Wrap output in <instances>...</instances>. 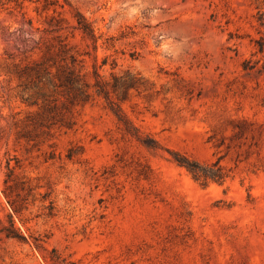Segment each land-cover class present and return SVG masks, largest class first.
Listing matches in <instances>:
<instances>
[{
  "label": "rangeland",
  "instance_id": "1",
  "mask_svg": "<svg viewBox=\"0 0 264 264\" xmlns=\"http://www.w3.org/2000/svg\"><path fill=\"white\" fill-rule=\"evenodd\" d=\"M69 1L0 5V264H52V249L79 264H264V169L253 171L264 157L257 0ZM59 41L78 51L89 81L95 69L143 76L121 104L159 147L126 132L98 95L75 108L72 127H35L12 71ZM240 120L247 137L234 134ZM170 149L202 162L227 154L233 177L203 186ZM8 178L33 187L21 190L20 212ZM11 214L27 240L2 230Z\"/></svg>",
  "mask_w": 264,
  "mask_h": 264
},
{
  "label": "trees",
  "instance_id": "2",
  "mask_svg": "<svg viewBox=\"0 0 264 264\" xmlns=\"http://www.w3.org/2000/svg\"><path fill=\"white\" fill-rule=\"evenodd\" d=\"M26 2L42 3L45 8L70 5L69 0H0V5H12L23 10ZM264 0H257L256 6L259 11L258 20L264 22ZM77 23L80 29L95 42L97 37L92 24L81 13H76ZM262 49V43L259 42ZM82 59L78 51H75L65 41H59L54 47H48L40 59L28 61L16 65L12 71L20 80V99L23 103L35 110L29 115L32 123L43 127L47 132L53 127H72L74 124V111L79 105H84L93 99L94 95L103 97L111 110L117 116L124 130L136 137L141 143L150 148L159 147L158 140L148 134L142 133L140 128L128 117L122 107L131 89H140L143 86V76L139 72L130 69L119 74L112 71L111 78H105L98 69H95L93 81H89L82 72ZM107 64L104 59L100 66ZM246 121L240 120L233 123L234 134L239 137H247ZM215 136L210 135L213 140ZM216 146H222L224 141L214 139ZM173 160L184 167L190 175L201 185L210 183L226 184L233 177L231 168H228L223 160L227 154L219 153L211 162H202L179 150L170 149ZM264 169V157H260L253 171ZM11 178V174H9ZM6 181L5 192L15 212H20L22 206L18 198L22 195L21 190H31L33 187L26 181L9 183ZM14 180V179H12ZM53 214V210L50 211ZM7 237L27 240L28 236L16 227L13 214L10 215V225L2 229ZM38 242L40 239L35 237ZM52 264H79L77 260L62 257L57 249L51 251Z\"/></svg>",
  "mask_w": 264,
  "mask_h": 264
}]
</instances>
